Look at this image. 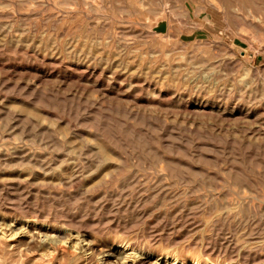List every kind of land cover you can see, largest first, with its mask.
<instances>
[{
	"label": "rangeland",
	"instance_id": "rangeland-1",
	"mask_svg": "<svg viewBox=\"0 0 264 264\" xmlns=\"http://www.w3.org/2000/svg\"><path fill=\"white\" fill-rule=\"evenodd\" d=\"M242 232L264 0H0V264H264Z\"/></svg>",
	"mask_w": 264,
	"mask_h": 264
},
{
	"label": "bare ground",
	"instance_id": "bare-ground-1",
	"mask_svg": "<svg viewBox=\"0 0 264 264\" xmlns=\"http://www.w3.org/2000/svg\"><path fill=\"white\" fill-rule=\"evenodd\" d=\"M71 231V230H70ZM239 238L238 239H236L237 241H236V243H234V247H237V248H239L240 249V251H242V252H244L245 250H248V249H251V248H264V240H262V238L261 237H250V233L248 234V233H244V232H242V233H240L239 234V236H238ZM3 241V240H2ZM63 243L64 242H62V241H50V244H51V247L52 248H54V251H58V249L59 248H61V246L63 245ZM232 243V242H231ZM0 244H1V241H0ZM76 244H78V242L76 243ZM134 245V244H133ZM231 245H233V244H231ZM89 246V245H88ZM130 246V245H129ZM132 247V246H131ZM135 247V246H134ZM90 249V248H89ZM82 252H84V251H82ZM169 252V251H168ZM59 253V252H58ZM62 253V252H61ZM84 253H86V252H84ZM166 253V252H165ZM164 253V254H165ZM172 253V252H171ZM139 254V253H138ZM163 254V255H164ZM173 254H174V252H173ZM176 254V253H175ZM70 255H71V253H70ZM113 255V254H112ZM126 255V254H125ZM123 256L122 258L123 259H130V256H128V255H126V256ZM84 256V255H83ZM171 256H172V254H171ZM179 257V256H178ZM181 257V256H180ZM66 258H67V256H66ZM118 259H119V257H117ZM147 256L145 257V258H141V259H138L137 260V262H135V264H145V263H147ZM133 259V258H132ZM176 259H174V261H175ZM132 261V260H131ZM173 261V262H174ZM200 261V260H199ZM151 262V261H150ZM226 263L227 264H248V263H242V262H235V261H230L229 260V262H227V260H226ZM67 264V263H66ZM120 264H124V262H122V263H120ZM150 264H157V261L156 262H151ZM175 264V263H174ZM198 264V263H197Z\"/></svg>",
	"mask_w": 264,
	"mask_h": 264
},
{
	"label": "water",
	"instance_id": "water-1",
	"mask_svg": "<svg viewBox=\"0 0 264 264\" xmlns=\"http://www.w3.org/2000/svg\"><path fill=\"white\" fill-rule=\"evenodd\" d=\"M168 29H169V26H168L167 20L160 21L159 23H157L155 27H153V31L155 33H160V34H167Z\"/></svg>",
	"mask_w": 264,
	"mask_h": 264
}]
</instances>
